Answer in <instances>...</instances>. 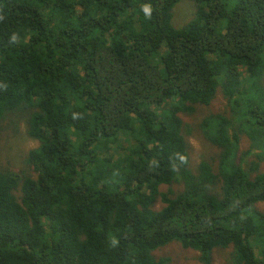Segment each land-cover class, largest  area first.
Masks as SVG:
<instances>
[{
  "label": "trees",
  "instance_id": "1",
  "mask_svg": "<svg viewBox=\"0 0 264 264\" xmlns=\"http://www.w3.org/2000/svg\"><path fill=\"white\" fill-rule=\"evenodd\" d=\"M194 1L0 0V264H264V0Z\"/></svg>",
  "mask_w": 264,
  "mask_h": 264
},
{
  "label": "rangeland",
  "instance_id": "2",
  "mask_svg": "<svg viewBox=\"0 0 264 264\" xmlns=\"http://www.w3.org/2000/svg\"><path fill=\"white\" fill-rule=\"evenodd\" d=\"M197 3L194 0H181L180 3H178L175 7L174 11V18H173V24L177 28L185 27L193 18L194 16V9L196 7ZM260 85L263 88V94L259 95L261 98L264 96V78L260 80ZM251 84H247V87L250 88ZM255 92L257 93V90L255 89ZM256 100V99H255ZM230 107V108H229ZM196 110V113L191 117H185L187 121H194L192 122L194 128V135L189 138L194 150L193 155V164L195 167L199 165L201 162L202 156L204 153L202 152V149L205 148V134L204 131L201 130L199 127H197L198 123L200 121H203L206 117L217 115L220 112H223L224 110L229 111L231 110L230 103L228 102V99L225 98V95L221 94V91L219 92V96H216L215 99L212 101L211 105L207 108H197L194 107ZM22 136L17 139L18 144H16L13 149L11 150V153L8 154L6 157L2 159L3 165H10L13 170L19 171L22 168H27L26 163H24V159L26 154L29 150L34 149L38 147L39 143L37 141L31 140L26 136V127H22ZM260 172L264 173V161L260 167ZM178 184H174V192L177 195L179 193L180 188L177 187ZM184 188V186H183ZM259 208L261 210H264V203L258 204ZM160 257L163 258H169L171 260V264H201L198 261H195V258L192 257L194 253H191V255H187V252H185L182 249V246L177 243H172L162 249V251L158 254ZM190 258L189 260H185L184 258ZM225 256H215L214 258V264H225Z\"/></svg>",
  "mask_w": 264,
  "mask_h": 264
},
{
  "label": "clouds",
  "instance_id": "3",
  "mask_svg": "<svg viewBox=\"0 0 264 264\" xmlns=\"http://www.w3.org/2000/svg\"><path fill=\"white\" fill-rule=\"evenodd\" d=\"M144 11H145L146 14H149V12H150V10H149L148 8H145ZM177 187H179V188L182 189V188H183V185H182V184H178ZM173 188H174V186H172V185H169V186H165V185H164V186L162 187L163 192H165V193L167 194V199H168L169 201H174V200L177 198L176 195H169V194H168V192H169L170 190H173ZM173 191H174V190H173ZM155 205H156V210H157V211L163 209V208L166 206V204L164 205V203H163V198H162V201L155 202Z\"/></svg>",
  "mask_w": 264,
  "mask_h": 264
}]
</instances>
